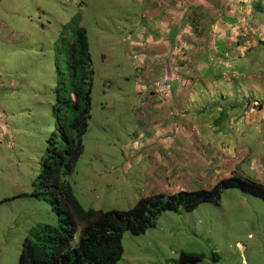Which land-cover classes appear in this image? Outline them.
I'll use <instances>...</instances> for the list:
<instances>
[{
  "label": "rangeland",
  "instance_id": "rangeland-1",
  "mask_svg": "<svg viewBox=\"0 0 264 264\" xmlns=\"http://www.w3.org/2000/svg\"><path fill=\"white\" fill-rule=\"evenodd\" d=\"M141 10L142 5L132 0H0V264H17L21 241L30 228L57 221L50 202L37 192L35 178L45 159L46 138L60 125L53 101L62 74L55 70L64 65L76 29L84 33L92 70L90 117L81 136V152L64 177L78 204L83 209L123 211L150 192L156 181L169 182L177 174L182 173L184 188L195 190L217 181L214 170H221L220 162L204 161L215 151V141L205 134L195 132L203 146L196 144L194 132L186 140L191 145L180 146L174 141L181 134L177 129L169 131L165 148L150 138L138 141L150 113L140 110L143 96L138 90L144 83L132 64L130 33ZM246 54L250 62L243 72L237 67L227 71L237 78L247 72L264 74V45ZM63 70L67 71L65 65ZM251 95H227V142L230 139L233 150L242 145L231 137L229 128L236 123L228 112L243 107ZM241 134L243 146L251 151L244 149L236 157L239 164H230V169L236 177L254 180L264 163H247L257 155L253 147L264 142V132ZM176 148L190 162L196 160L192 154L203 149L206 158L199 156L196 163L205 164L215 177L200 175L201 170L189 175L185 169L192 163L180 162L183 168L170 157ZM150 222L139 233L123 230L121 253L114 264H264V200L240 186L223 187L215 200L209 194L192 209L180 202L156 213ZM182 255H200V259L184 260Z\"/></svg>",
  "mask_w": 264,
  "mask_h": 264
},
{
  "label": "crops",
  "instance_id": "crops-1",
  "mask_svg": "<svg viewBox=\"0 0 264 264\" xmlns=\"http://www.w3.org/2000/svg\"><path fill=\"white\" fill-rule=\"evenodd\" d=\"M132 1L142 5V10L137 11L134 17L135 30L130 35L133 36V68L144 83L142 89L138 90L143 96L140 110L150 111L144 123V138H150L151 142L155 141L159 147L165 148L169 131L177 129L181 134L179 137L174 136V141L182 147H188L191 144L186 140L191 132H194L193 137L198 146L203 145L195 138V132L198 136L205 134L203 137L215 141L213 145L216 148L204 161L220 162L221 170L214 171L219 174L217 179L223 177L231 171L230 164L236 163V157L242 156L244 149L247 153L251 151L249 147L243 146L242 131L264 132V74L247 72L246 76L239 75L237 78V74L227 71L237 67L241 68L239 72H243V67L250 62V54L246 52L253 49L257 51L261 44L264 45V2ZM239 56L242 58L237 60ZM160 77H164L169 84L163 96L153 87ZM231 77L233 84L230 82ZM138 82L141 83L140 79ZM233 92L252 94L251 101L247 100L243 107H232L228 112L229 118L235 121L233 124L236 123L229 128L233 130L231 137L242 145L237 150L231 147L230 139L227 142V95ZM218 96L219 100L213 104ZM223 100L226 101L219 102ZM219 120H223V123ZM253 148L257 155H251L250 164L264 163V142ZM201 150L192 154L196 158L195 162L186 161V154L177 148L170 157L175 164L192 163L185 169L189 175L190 172L195 175L201 170L200 175H212L213 178L215 175L212 170L208 172L205 164L201 166L196 163L199 156L206 158ZM165 164L169 169V162ZM260 170L264 174V168ZM153 185L158 188V181Z\"/></svg>",
  "mask_w": 264,
  "mask_h": 264
},
{
  "label": "trees",
  "instance_id": "trees-1",
  "mask_svg": "<svg viewBox=\"0 0 264 264\" xmlns=\"http://www.w3.org/2000/svg\"><path fill=\"white\" fill-rule=\"evenodd\" d=\"M73 34L75 39L65 52L67 71L63 70L64 65H57L60 69L55 70L57 75L62 74L57 81L59 92L53 101V109L61 119L58 134L52 130L46 138L45 159L35 178L37 192L50 202L57 221L38 223L27 231L21 241L17 264H114L121 253L123 230L143 231L151 224L150 219L163 209L174 208L180 202L192 209L200 200H206L207 195L215 200L221 188L232 185L264 200L261 183L232 173L208 189L140 197L133 207L123 211L83 209L64 179L81 152V136L90 117L92 86L84 33L76 29ZM182 258L197 261L200 255H182Z\"/></svg>",
  "mask_w": 264,
  "mask_h": 264
},
{
  "label": "clouds",
  "instance_id": "clouds-1",
  "mask_svg": "<svg viewBox=\"0 0 264 264\" xmlns=\"http://www.w3.org/2000/svg\"><path fill=\"white\" fill-rule=\"evenodd\" d=\"M162 80H164V82H165V84H166V89H165V92H161L160 90H159V87L161 86V82H162ZM168 86H169V84H168V81L164 78V77H160V78H158L157 79V82H155V84L153 83V87H154V90L159 94V95H161V96H163V95H165V93H166V91H167V89H168ZM143 128H145L144 127V125H143ZM145 132H146V130L143 132V134H142V132L140 133V138H138V141L139 142H143L142 141V138H144V134H145ZM239 163H233L232 165L233 166H236V165H238ZM247 164H250V163H247ZM252 165H255L254 163H251ZM184 170V169H183ZM231 172V173H230ZM228 174L229 175H231L232 173H233V170H231ZM182 174V173H181ZM181 174L179 175V174H177V176H175V177H173V178H169V182H167V181H165V182H160V181H158V188H151L152 190L150 191V192H148V191H146L145 192V197L146 196H148V195H151V194H156V193H165V194H174V193H178V192H182V188H183V190L184 191H190V190H194V188L193 187H183V185H182V181H183V179H182V177H181ZM234 174V173H233ZM225 176H228V175H225ZM224 177V176H223ZM223 177H220V178H218L217 180H219V179H221V178H223ZM242 177H244L243 175H242ZM248 178V177H247ZM262 178L264 179V177H263V174H261L260 176H258V177H256V178H254V180L255 181H257V182H259V183H261L263 186H264V181L262 180ZM253 180V179H252ZM188 181V180H187ZM166 184L165 186L164 185H161V184ZM168 185L169 186H171V187H174L175 189H173V190H169L167 187H168ZM211 187V185L209 184V187L208 188H210ZM208 188H205V187H200V189H208ZM144 197V196H143Z\"/></svg>",
  "mask_w": 264,
  "mask_h": 264
},
{
  "label": "built area",
  "instance_id": "built-area-1",
  "mask_svg": "<svg viewBox=\"0 0 264 264\" xmlns=\"http://www.w3.org/2000/svg\"><path fill=\"white\" fill-rule=\"evenodd\" d=\"M165 89H166V84H165L164 80H162V82H161V86L159 87V90H160L161 92H165Z\"/></svg>",
  "mask_w": 264,
  "mask_h": 264
}]
</instances>
